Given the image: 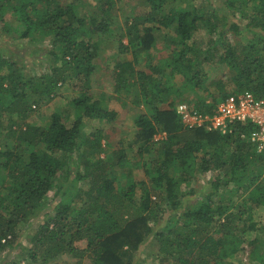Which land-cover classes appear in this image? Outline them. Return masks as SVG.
Masks as SVG:
<instances>
[{"label":"trees","instance_id":"trees-1","mask_svg":"<svg viewBox=\"0 0 264 264\" xmlns=\"http://www.w3.org/2000/svg\"><path fill=\"white\" fill-rule=\"evenodd\" d=\"M84 1L98 3L99 19L94 16L87 21L77 16ZM112 1L0 0L2 32H10L9 26L13 25V33L19 39L32 44L47 40L48 48L40 52L53 60L49 74L25 82L19 74L23 57H17L7 44H0V127L2 122L7 123L5 137L10 140L9 144H0V255L6 252V260L18 249L22 239L20 226L37 220L41 212L52 210L53 217L45 219L29 236L31 264H37V259L39 264H45L64 254L87 260L88 264H134V253L149 237L163 264H224L236 254L245 235L256 229L254 213L264 208V187L255 184L264 172V154L256 153L246 139L252 131L251 124L236 123L231 133L223 135L200 128L187 129L173 105L166 102L172 93L180 96L185 88L203 86L194 45L188 42L194 40L198 23H202L210 35L217 34L211 43L217 53L224 34L216 31L214 19L221 20L223 29L228 27L235 36L244 31L249 37L240 49L224 48L218 59L234 71L229 78L232 90L227 92L222 81L216 82L218 97L209 102L198 98L188 105L201 114H212L216 104L231 94L264 97V0H203L211 8L209 16L202 7L187 10L172 6L184 0H145L150 12L132 21L127 30L128 45L150 49L154 30L174 27L175 36L167 40L165 47L172 51L163 64H147L146 71L129 74L138 85L139 103L148 109L147 115L134 119L135 139L140 143L137 153L140 157L153 156L144 170L148 184L130 180L127 175L124 186L106 169L103 160H91L100 153L99 134L83 140L79 159L85 155L91 158L80 160L82 173L71 161L82 118L107 122L114 119L113 111L102 109L98 101L91 102L88 94L97 57L92 38L107 33L106 16L113 7ZM233 9L235 12H231ZM8 11L10 21L5 17ZM236 15L245 20L243 26L236 21ZM138 26H143L140 35ZM177 46L179 50L175 49ZM202 60L206 61L207 56ZM175 74L184 81L182 89L172 84ZM66 80L73 81L80 90L71 101L72 124L66 126L58 114H52L46 126L30 124L31 105L49 99ZM119 82L117 92L126 78ZM158 132L164 133L165 138L155 143ZM124 162L128 163L126 156ZM137 164L133 162L134 166ZM208 172L215 174L203 190L185 187L187 191H182L181 186H189L195 174ZM78 182L85 186L77 188ZM54 188L58 199L50 210L44 207L45 197ZM225 191L228 198L222 200ZM240 192L248 193L234 203ZM152 196L157 197V204L152 202ZM195 197L202 200L187 202ZM213 197H219V201ZM81 242L85 243L84 248L76 246ZM256 242L252 239L249 245Z\"/></svg>","mask_w":264,"mask_h":264},{"label":"rangeland","instance_id":"rangeland-1","mask_svg":"<svg viewBox=\"0 0 264 264\" xmlns=\"http://www.w3.org/2000/svg\"><path fill=\"white\" fill-rule=\"evenodd\" d=\"M65 1V0H63ZM113 7L107 17V33L98 37L93 36V42L96 46L97 57L95 59V72L89 77V97L94 101L100 103V107L107 111L114 112V119L111 122L98 121L93 119L82 118V126L80 138L77 140V146L74 154L71 155V161L78 165V171L82 173L83 165L80 162L79 151L84 148L83 140L87 136H92L94 134H99L101 136V149L100 153L93 155L91 160L100 159L104 161L106 169H108L115 177L118 178V183L124 186L128 182L127 175L130 176V180L133 181H145L148 184V178L144 175V170L148 169L149 162L152 158V154H143L140 157L137 153L140 143L136 142L135 134L136 128L134 126V119L141 114H148V109L139 103V88L136 83H134L135 77H130L129 74L133 72H143L147 70V64H153L160 66L165 62L172 49L165 47L167 40L174 38V27L154 30L153 31V45L150 49L144 50L141 47L131 48L128 45L127 30L132 23V21L137 17H142L147 15L150 10L145 0H113ZM95 6V7H94ZM98 3L94 4L83 2L81 6L77 9V16L80 18H85L87 21L94 16L99 19L100 11L98 9ZM172 6L180 7L181 9H196L202 7L206 15H211V8L206 7L203 0H184L179 3H173ZM235 7H238L235 6ZM96 8V9H95ZM166 11V10H165ZM235 12V9L231 10ZM248 12V11H247ZM9 11L6 14V18L10 21ZM236 21L240 25L245 24V20L236 15ZM216 26V31L222 33V42L219 43L216 49L217 53L214 52L211 43L215 42L218 38L217 34L210 35L208 33V28L202 23H198V31L194 35V40L189 41L190 46L194 45L193 54L197 57V64L199 67L197 70L204 81L203 86L199 88L187 89L185 88V93L178 96L176 93L170 94L166 104H172L173 107L180 103L193 104L192 101L201 98L209 102L212 97H218V89L216 88V82H223L225 90L230 92L232 90V84L229 78H232L234 71L223 63L219 62V56L223 54L224 48L228 46H233L236 49H240L244 45L245 40L249 35L244 32L240 36H235L234 32L223 29V23L221 20H213ZM148 24H145L147 27ZM10 32L3 33L2 25H0V44L5 43L7 46L17 53V57H23L21 60V65L19 68V74H21L23 81L27 82L29 79L37 80L42 75H47L50 73V67L52 66L53 60L51 56L44 53L42 55L41 50L48 48L49 42L34 43L29 40H23L16 37L13 33V25L9 26ZM139 35L142 32L143 26H138ZM224 30V31H223ZM211 46V47H210ZM170 48V47H169ZM180 47H175L179 50ZM6 52V51H3ZM189 53V52H188ZM187 53V54H188ZM11 55V54H10ZM201 57H200V56ZM43 56V57H42ZM207 56V60L203 61L202 57ZM149 60H151L149 62ZM170 62V61H169ZM59 65V63L57 64ZM126 78V83L123 87L116 91V86L120 83V79ZM134 83V84H133ZM172 84L177 89L183 87L184 81L181 76L175 74ZM80 94V90L74 86L73 81L66 80L64 83L59 84L55 93H53L49 99L41 101L39 105H31V114L29 117V123L34 125L46 126L50 122V117L52 114H58L66 126H70L74 120V109L71 107L72 99L76 98ZM211 95V96H210ZM36 97L33 96L32 100ZM18 124H22L19 122ZM15 129V126H13ZM7 132V123L2 122L0 127V144L3 142L10 143V140L5 137ZM161 132H158L155 137L157 140H153L158 143L160 140L164 139ZM157 135H160L158 137ZM89 156L91 152L89 151ZM124 156L128 163L124 162ZM121 157L123 160H121ZM91 158V157H90ZM87 157V159H90ZM134 160V161H133ZM122 163L123 167L116 166L117 163ZM133 162H138L137 165H133ZM148 162V163H147ZM144 164V165H143ZM115 165V167H114ZM113 166V167H112ZM215 174V172H208L205 175L199 173L190 180V185L181 186L182 191H187L185 187H193L197 190H203L205 184L210 180V178ZM176 175V174H175ZM174 176V175H173ZM177 177V175H176ZM56 183L58 180L55 181ZM65 181L63 184L65 185ZM264 187V172L256 180ZM85 183L78 182L76 187L82 188ZM245 193H237L234 197V203L245 198ZM219 197L213 199H218ZM228 195L226 191L223 193L222 200H226ZM58 199L55 195V188L49 192L45 197V208H49L52 203ZM152 202L157 204L158 199L156 196H152ZM195 200H202L199 197L192 198L188 203H194ZM77 202V201H76ZM186 203V205L188 204ZM163 209L165 205L160 204ZM37 220L31 221L27 224L20 226L19 232L22 234V239L17 250H15L9 257L5 260L6 252L0 255V264H7L12 261L13 264H31L28 258L29 252V236L34 233L37 228L44 222L45 219L53 217V212L48 211L40 213ZM255 222V230L248 233L244 237L243 243L239 246L240 248L236 254L232 255L224 264H264V208H258L253 217ZM165 224V221L162 225ZM210 233L213 229L209 230ZM165 235V232L163 233ZM256 240L255 245H249L251 240ZM77 247L84 248L85 243H76ZM156 248L151 242V237L143 242L139 250L133 255L134 264H163L160 258L156 257ZM161 256V255H160ZM263 257V261L260 258ZM40 260L37 259V264ZM45 264H88L87 260H78L69 255H59L53 260L47 261ZM168 264H175V262L170 261Z\"/></svg>","mask_w":264,"mask_h":264},{"label":"built area","instance_id":"built-area-1","mask_svg":"<svg viewBox=\"0 0 264 264\" xmlns=\"http://www.w3.org/2000/svg\"><path fill=\"white\" fill-rule=\"evenodd\" d=\"M175 112L187 129L200 128L222 135L231 133L236 123L251 124L253 128L246 139L256 153L264 154V97L255 98L250 93L231 94L216 104L212 114H201L186 103L177 104ZM154 140H157L155 136Z\"/></svg>","mask_w":264,"mask_h":264}]
</instances>
